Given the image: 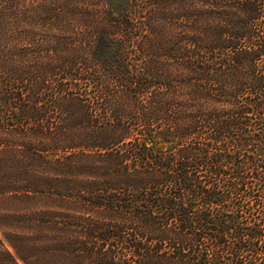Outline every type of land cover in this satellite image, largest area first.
<instances>
[{
  "label": "trees",
  "instance_id": "1",
  "mask_svg": "<svg viewBox=\"0 0 264 264\" xmlns=\"http://www.w3.org/2000/svg\"><path fill=\"white\" fill-rule=\"evenodd\" d=\"M0 231V264H264V0H0Z\"/></svg>",
  "mask_w": 264,
  "mask_h": 264
},
{
  "label": "rangeland",
  "instance_id": "2",
  "mask_svg": "<svg viewBox=\"0 0 264 264\" xmlns=\"http://www.w3.org/2000/svg\"><path fill=\"white\" fill-rule=\"evenodd\" d=\"M0 236H2L1 231H0ZM5 243H6V246H8L9 249H10L12 252H14L13 248L9 245V243H7V241H5ZM20 263H21V264H24V262H23L22 260H20Z\"/></svg>",
  "mask_w": 264,
  "mask_h": 264
}]
</instances>
